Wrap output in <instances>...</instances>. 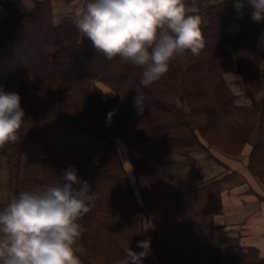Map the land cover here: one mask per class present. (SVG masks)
Here are the masks:
<instances>
[{
  "label": "trees",
  "instance_id": "trees-1",
  "mask_svg": "<svg viewBox=\"0 0 264 264\" xmlns=\"http://www.w3.org/2000/svg\"><path fill=\"white\" fill-rule=\"evenodd\" d=\"M32 1L28 11L15 0L1 2L0 88L21 97L20 140L26 127L27 139L45 150L40 173L21 179V141L0 148L1 155L9 145L12 194L53 185L69 166L78 170L97 197L78 221L81 264H115L128 248L144 251L137 242L145 239L151 247L142 264H264L255 245L229 236L230 228L214 221L219 179L170 191L167 174V150L187 138L175 131L189 130V142L213 159V146L238 154L251 139L253 128L244 129L236 118L235 95L224 77L237 67L246 83L258 80L256 43L264 23L251 20L247 0L242 14L233 0H187L186 6L199 7L205 48L177 56L147 88L140 68L119 57L107 60L77 29L75 38L68 37L76 12L55 22L52 0ZM258 111L248 159L264 183V102L252 112ZM91 164L103 169L85 170Z\"/></svg>",
  "mask_w": 264,
  "mask_h": 264
},
{
  "label": "clouds",
  "instance_id": "clouds-1",
  "mask_svg": "<svg viewBox=\"0 0 264 264\" xmlns=\"http://www.w3.org/2000/svg\"><path fill=\"white\" fill-rule=\"evenodd\" d=\"M250 18L264 23V0H247ZM242 14L243 0H233ZM187 0H84L72 24L92 42L97 53L111 61L119 57L140 68V84L147 88L159 81L177 56L205 48L198 9ZM264 50V33L259 37ZM143 98L136 97L135 106ZM108 122L114 115L108 114ZM25 111L15 91L0 88V148L19 143ZM69 166L56 183L14 194L0 209V264H81L77 246L82 236L78 221L95 207L90 185ZM139 253L128 248L115 264H142L150 239L137 242Z\"/></svg>",
  "mask_w": 264,
  "mask_h": 264
},
{
  "label": "crops",
  "instance_id": "crops-1",
  "mask_svg": "<svg viewBox=\"0 0 264 264\" xmlns=\"http://www.w3.org/2000/svg\"><path fill=\"white\" fill-rule=\"evenodd\" d=\"M2 1L5 0H0V16L4 10L1 5ZM15 1L26 11L33 7L32 0ZM83 2L84 0H52L55 22L60 21L64 15L79 11ZM262 33H264V29L260 32L256 43L258 80L246 83L237 67L224 73V77L235 95V103L238 106L236 113L239 112L238 117H242L240 119L236 116V118L240 119L239 122L242 123L248 124L249 121L248 126L251 125L250 128H253L251 139L243 150L238 154L222 151L223 157L218 156L217 159H213L203 148H199V145L191 142L189 145L170 147L166 156L168 160L172 161L167 168L168 189L175 191L184 186L219 179L217 184L220 187L218 190L220 210L214 216V221L230 228L229 236L239 238L243 244L255 245L264 255V183L252 173L248 159L252 144L257 137L260 119V111L255 117L251 109L264 102V50H262L259 41ZM107 95L111 94L108 92ZM174 136L188 137L182 131L175 132ZM21 143L23 168L20 171V178L36 176L43 166L44 145L41 142L28 140L25 131L22 132ZM8 150L9 145L6 146V151L0 155V203H8L12 197L10 190L11 164ZM25 191H31V189Z\"/></svg>",
  "mask_w": 264,
  "mask_h": 264
},
{
  "label": "rangeland",
  "instance_id": "rangeland-1",
  "mask_svg": "<svg viewBox=\"0 0 264 264\" xmlns=\"http://www.w3.org/2000/svg\"><path fill=\"white\" fill-rule=\"evenodd\" d=\"M193 5H195V6H197L195 3H193ZM3 9V8H2ZM4 10L2 11V14H1V16L4 14ZM66 32L68 33V37L69 38H75V36H76V28L73 26V24L72 25H69V26H67L66 27ZM244 81V80H243ZM250 81H252V80H250L249 79V82ZM245 83V82H244ZM254 108H252L251 110H253ZM255 111V110H254ZM253 113V112H252ZM247 114H249V113H247ZM254 114V113H253ZM238 115H239V112H237L236 113V116H237V118H242L241 116H239L238 117ZM247 116V115H246ZM255 117H256V115H255ZM239 119V120H240ZM241 124V126L244 128V129H248L250 126H248V124H249V121H248V124L247 123H242V122H240ZM250 123H251V121H250ZM27 132V128L25 127L24 128V130H23V132ZM179 131H182L184 134H187V136L190 134V131L189 130H178V131H175V132H179ZM174 132V133H175ZM173 133V134H174ZM189 133V134H188ZM178 134V133H177ZM29 140V139H28ZM30 141H32V140H30ZM189 137H187V138H184V139H181V140H177V142H178V144H177V147H179V146H184V145H189V144H191V142L189 143ZM197 144V143H196ZM198 145V144H197ZM199 148H201V147H199ZM213 149H214V154L215 155H218V156H220V157H223V155H221L222 153L216 148V147H212ZM178 149H180V148H178ZM182 150L183 151H185V149L184 148H182ZM181 150V151H182ZM45 151V150H44ZM126 154V153H125ZM124 154V158H125V162H126V160H127V155H125ZM184 154V153H183ZM208 156V155H207ZM45 157V156H44ZM127 164H129V162L127 163ZM85 168V170H101V169H103V167H102V165H99V164H91V165H87V166H85L84 167ZM31 177V176H30ZM131 178H132V180L134 181V176L132 175V173H131ZM11 179H12V176H11ZM133 183H135V182H133ZM27 189H30V187L29 188H26L25 190H27ZM10 190H11V195L13 196V194H12V189H11V182H10ZM24 190V191H25ZM10 195V196H11ZM128 212L129 211H132V208L131 207H129L128 208V210H127Z\"/></svg>",
  "mask_w": 264,
  "mask_h": 264
},
{
  "label": "built area",
  "instance_id": "built-area-1",
  "mask_svg": "<svg viewBox=\"0 0 264 264\" xmlns=\"http://www.w3.org/2000/svg\"><path fill=\"white\" fill-rule=\"evenodd\" d=\"M195 6V5H194ZM197 9L199 8L198 6H195Z\"/></svg>",
  "mask_w": 264,
  "mask_h": 264
}]
</instances>
